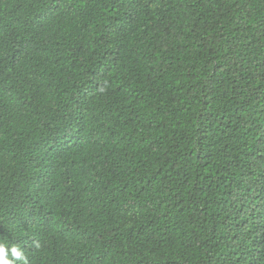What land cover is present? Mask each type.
Here are the masks:
<instances>
[{
    "label": "trees",
    "instance_id": "trees-1",
    "mask_svg": "<svg viewBox=\"0 0 264 264\" xmlns=\"http://www.w3.org/2000/svg\"><path fill=\"white\" fill-rule=\"evenodd\" d=\"M0 239L264 264V0H0Z\"/></svg>",
    "mask_w": 264,
    "mask_h": 264
},
{
    "label": "clouds",
    "instance_id": "clouds-1",
    "mask_svg": "<svg viewBox=\"0 0 264 264\" xmlns=\"http://www.w3.org/2000/svg\"><path fill=\"white\" fill-rule=\"evenodd\" d=\"M105 89L100 88L103 92ZM39 247V245H37ZM16 262H21V264H27V257L25 251L18 245H9L3 239H0V264H16Z\"/></svg>",
    "mask_w": 264,
    "mask_h": 264
}]
</instances>
